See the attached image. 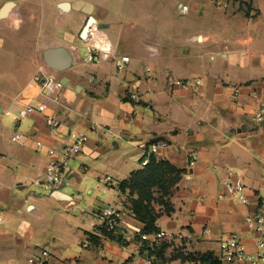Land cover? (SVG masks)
Wrapping results in <instances>:
<instances>
[{"label": "crops", "instance_id": "0c3cea01", "mask_svg": "<svg viewBox=\"0 0 264 264\" xmlns=\"http://www.w3.org/2000/svg\"><path fill=\"white\" fill-rule=\"evenodd\" d=\"M165 1L0 0V117H11L13 134L17 125L28 135L17 148H0V209L8 216H0V264H34L46 248L51 264H144L150 258L154 264H204L203 255L221 261L219 240L225 235L238 236L255 251L246 216L251 209L264 211V124L254 120L264 98V0H210L192 2L187 12L179 9L185 19L198 16L189 39L203 45L199 54L193 42L181 44L167 33L179 25L168 16ZM158 30L154 42L150 33ZM93 42L110 48L109 56L87 62L81 46ZM59 47L71 55L64 69L45 59L47 49ZM122 55L130 63L118 71L115 60ZM40 66L63 84L64 105L48 100V114L61 120L56 133L39 113L16 120L26 105L44 100L32 81ZM171 79L202 84L191 89ZM234 86H241L236 101ZM131 92L138 98L130 100ZM77 131L90 139L71 160L67 183L47 195L16 194L26 184L36 185L55 157L49 149L60 148ZM156 137L168 143L159 159L180 175L165 197L169 213L152 201L162 212L156 225L165 234L152 243L131 235L145 223L133 215L129 191L123 193L119 184L144 167ZM194 148L199 160L187 179L183 173ZM227 170L243 177L251 207L218 198ZM106 175L113 182L104 189L100 180ZM83 195L91 201L86 209L80 208ZM110 204L121 213L112 236L103 234L91 212Z\"/></svg>", "mask_w": 264, "mask_h": 264}, {"label": "built area", "instance_id": "2783aa9c", "mask_svg": "<svg viewBox=\"0 0 264 264\" xmlns=\"http://www.w3.org/2000/svg\"><path fill=\"white\" fill-rule=\"evenodd\" d=\"M179 9L182 12H187L190 7L186 4H179ZM94 30H97L95 27ZM91 37H93V31H91ZM87 62H96L100 58L108 57L111 49L100 46L93 43H87L86 46ZM130 63L129 55H122L116 58L115 64L118 71H124ZM35 81L39 87V94L44 98L35 104L26 105L25 109L21 112L16 120L19 121L25 115L32 113H39L45 115V122L51 133H56L61 127V120L54 115L48 114L49 103L48 100H55L57 103L64 105L62 96L63 84L53 74L41 70L35 77ZM174 85L183 86L186 88H197L202 84L201 79L183 80V79H171ZM241 93V86H234L231 98L233 101L239 99ZM130 100H135L138 95L131 92L128 95ZM254 120L258 124H264V98L259 102L258 108L254 114ZM113 135H116L113 133ZM13 141L24 144L28 139L27 133L22 132L19 126H15V132L12 136ZM90 137L86 132L77 131L71 133L68 141L60 148H50L49 153L55 156L50 160L46 169L38 174L34 183L43 188L48 193L52 192L56 188H59L67 183V174L70 171L71 160L78 156L88 143ZM36 146L42 148L44 143L42 140L36 141ZM166 141H157L150 143L147 150V156L142 161V165L146 166L152 155L160 157L162 155V148L167 147ZM189 166L183 173V176L187 179H192V168L199 160V151L197 149H190L189 153ZM101 183L104 189H107L113 182V177L106 175L101 178ZM224 190L218 194L219 199H237L247 207H251L252 201L248 194V188L243 177L237 175L232 170H227L222 178ZM92 214L109 230L116 231L120 226L121 213L115 205L110 204L103 209H97L91 211ZM1 221V217H0ZM246 222L249 228L255 235L256 248L255 251H248L236 235H225L219 240L221 250L222 264L239 262L241 264H264V211L250 210L246 216ZM131 235L134 237L139 236L142 240L152 243H158L160 240L165 239V234L162 231H156L153 233H141L140 231H131ZM85 247L88 246V242L84 243ZM53 255L49 249H43L40 253L33 258L34 264H51ZM144 264H154V261L146 259Z\"/></svg>", "mask_w": 264, "mask_h": 264}, {"label": "trees", "instance_id": "16d2710c", "mask_svg": "<svg viewBox=\"0 0 264 264\" xmlns=\"http://www.w3.org/2000/svg\"><path fill=\"white\" fill-rule=\"evenodd\" d=\"M180 171L165 159H159L155 155L150 157L149 163L142 169L131 173V176L120 182L119 188L123 193L129 191L130 210L133 215L145 223L142 233L159 231L156 225L158 212L152 201L164 204V212L169 213L170 207L165 197L171 194L172 188L179 179ZM103 234L112 236L115 231L102 227ZM204 264H221L216 257L203 255Z\"/></svg>", "mask_w": 264, "mask_h": 264}, {"label": "rangeland", "instance_id": "374dc122", "mask_svg": "<svg viewBox=\"0 0 264 264\" xmlns=\"http://www.w3.org/2000/svg\"><path fill=\"white\" fill-rule=\"evenodd\" d=\"M151 1L152 0H149V3H151ZM192 2H196L198 4H209L210 0H166L165 1L166 6H168V9L170 10V13L168 16L170 17V19L174 20L179 25V28L176 29V31L172 29V30L168 31L167 33H170V34L176 36V38L181 39V44H184L188 41L193 42L192 44L195 46V49L197 50V53L199 54V51H200V49H202L203 45H201L200 42H196L192 39L191 40L189 39L193 34L192 29L194 27V22L198 21V16L195 15V13L193 12L194 18L192 15L190 18L185 19L184 16L181 15V13L179 11V4H186V5L190 6ZM150 6H151V4L149 5V7ZM220 9H221V11L223 10L222 8H220ZM224 10H228V9H224ZM156 18H158V17H156ZM123 31L125 32V34L124 33L123 34H124V38L126 39V36H127L126 31L125 30H123ZM160 33H161L160 30L151 32L150 33V39L153 40L154 42L155 41L157 42L159 40L158 37H159ZM83 44L81 46V49L84 51V50H86V48H85V46H83ZM41 70H44L43 66L39 67L38 73ZM35 77H36V75H35ZM35 77L32 81L37 84V82L35 81ZM252 123L255 124V122H252ZM254 124H252V127ZM11 128H12L11 127V117H7L5 120H3L0 117V148H2V149H4V147H8L9 149H14V148L19 147V145H18L19 143L17 144V142H14L12 139L13 130ZM19 129L22 132H24L20 127H19ZM24 133H26V132H24ZM16 192H17L16 194H19L21 197H26V196H31V195L35 196L36 193L37 194L42 193V194H46V195L49 194L43 188L36 186L34 184H26L25 188H23L21 190H17ZM83 196H85V195H83ZM84 199H86V200H84ZM82 201L83 202L80 204L81 209L82 208L86 209L87 207H89L87 205H89L88 203L91 201H90L88 196H85V198H82ZM81 214H83V213H81ZM16 215H18V214L16 213ZM0 216L6 217L7 216L6 211L0 209ZM5 224H6V222L4 221V223L2 225H5Z\"/></svg>", "mask_w": 264, "mask_h": 264}, {"label": "water", "instance_id": "95a60500", "mask_svg": "<svg viewBox=\"0 0 264 264\" xmlns=\"http://www.w3.org/2000/svg\"><path fill=\"white\" fill-rule=\"evenodd\" d=\"M13 5V3H7L4 7V9L2 10V16L6 14V11ZM94 21L93 18H91L90 22H88V24L85 26L84 30H83V36H87L88 31L90 30V26L92 24V22ZM45 59L46 61L54 66L55 68L58 69H64L66 67H68L70 65L71 62V55L69 54V52L63 48V47H59V48H53V49H47L45 51ZM242 129V128H241ZM160 138L156 137L154 139L151 140V142H157L159 141Z\"/></svg>", "mask_w": 264, "mask_h": 264}]
</instances>
